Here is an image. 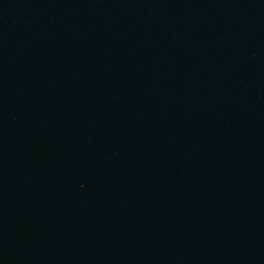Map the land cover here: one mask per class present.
Listing matches in <instances>:
<instances>
[{
    "label": "water",
    "instance_id": "water-1",
    "mask_svg": "<svg viewBox=\"0 0 264 264\" xmlns=\"http://www.w3.org/2000/svg\"><path fill=\"white\" fill-rule=\"evenodd\" d=\"M0 264H264V0H0Z\"/></svg>",
    "mask_w": 264,
    "mask_h": 264
}]
</instances>
